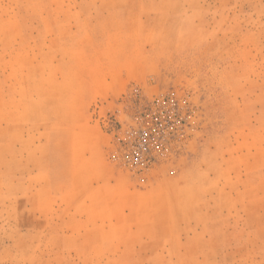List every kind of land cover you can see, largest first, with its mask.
I'll list each match as a JSON object with an SVG mask.
<instances>
[{
    "label": "rangeland",
    "instance_id": "374dc122",
    "mask_svg": "<svg viewBox=\"0 0 264 264\" xmlns=\"http://www.w3.org/2000/svg\"><path fill=\"white\" fill-rule=\"evenodd\" d=\"M133 85L197 109L141 175ZM0 264H264V0H0Z\"/></svg>",
    "mask_w": 264,
    "mask_h": 264
},
{
    "label": "built area",
    "instance_id": "2783aa9c",
    "mask_svg": "<svg viewBox=\"0 0 264 264\" xmlns=\"http://www.w3.org/2000/svg\"><path fill=\"white\" fill-rule=\"evenodd\" d=\"M174 89L147 93L133 85L120 98L109 128L110 157L134 174L151 171L183 151L196 130V111Z\"/></svg>",
    "mask_w": 264,
    "mask_h": 264
}]
</instances>
